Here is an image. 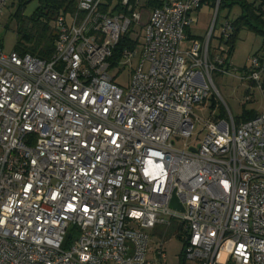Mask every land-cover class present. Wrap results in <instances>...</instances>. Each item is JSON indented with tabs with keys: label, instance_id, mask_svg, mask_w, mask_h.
<instances>
[{
	"label": "built area",
	"instance_id": "1",
	"mask_svg": "<svg viewBox=\"0 0 264 264\" xmlns=\"http://www.w3.org/2000/svg\"><path fill=\"white\" fill-rule=\"evenodd\" d=\"M117 1L77 0L58 16L49 59L0 47V264H152L151 235L174 226L183 264H264V112L228 114L204 124L198 147L175 148L194 136L213 74L233 68L225 45L210 53L220 0L205 40L187 36L202 0ZM138 28L121 87L110 60ZM242 72L262 87L264 54Z\"/></svg>",
	"mask_w": 264,
	"mask_h": 264
},
{
	"label": "rangeland",
	"instance_id": "2",
	"mask_svg": "<svg viewBox=\"0 0 264 264\" xmlns=\"http://www.w3.org/2000/svg\"><path fill=\"white\" fill-rule=\"evenodd\" d=\"M147 0H140V6L145 8ZM19 5V0H0V45L5 53H11L15 50L17 37V22L12 17ZM38 1L29 2L22 14L24 17H30L38 7ZM215 8L202 6L198 12L194 13L195 23L191 24L187 34L190 36L205 40L215 21ZM241 14V9L236 6L231 11L221 9L218 15L214 34L210 43L211 55L222 45L219 41L221 34V26L225 22H233ZM146 21V14L143 17V23ZM142 28H138L141 33ZM132 40L138 38L136 33H131ZM199 40V39H198ZM141 45L142 36H139ZM188 42L181 47L182 50L188 48ZM139 47V45L137 46ZM221 46L220 48H223ZM264 54V39L257 36L254 31L243 28L237 35L235 41L234 52L231 56V64L234 66L232 70L225 74L215 73L212 76L215 89L212 94L217 99L214 108H211V101L208 99L203 104L193 106V113L197 120L194 136L190 139H181L176 141L175 148L177 150H188L189 148L198 147L207 132L204 124L213 123L215 120L229 121L230 114L235 121L244 117L245 114L264 112V86L259 87L253 85L248 80H241L244 76L243 69L249 65V59L253 55ZM137 60H133L131 67L122 70L114 68L110 70V75L114 78L115 83L121 87H125L131 77V68H135ZM149 68L145 65V71ZM224 109V113L221 111ZM217 120V121H218ZM157 232L161 235L152 234L150 240V250L148 253V261L152 264H181L182 242L178 238L179 231L176 226L169 229V233L163 238L164 228H158ZM163 245L165 257L160 260L156 256V249Z\"/></svg>",
	"mask_w": 264,
	"mask_h": 264
},
{
	"label": "trees",
	"instance_id": "3",
	"mask_svg": "<svg viewBox=\"0 0 264 264\" xmlns=\"http://www.w3.org/2000/svg\"><path fill=\"white\" fill-rule=\"evenodd\" d=\"M31 1L34 0H19L18 8L12 15L17 22V37L14 51L18 52L21 56L30 55L38 59H49L54 51L57 37L55 33V21L58 16L73 12L76 8L77 0H36L39 4L38 7L30 17L26 18L23 16L22 12L25 6ZM112 1L113 0H108L109 5L112 4ZM121 1L122 0H118L115 2V10L122 11L120 7ZM216 1L217 0H202V4L203 6L215 8ZM162 2L163 0H147L145 8L148 10L158 8L162 5ZM236 6L241 9V14L236 20L230 23L231 34L228 40H224L221 37L219 38L221 44L225 45L227 48L224 57L225 66L228 69L231 56L234 52L235 41L240 30L248 28L254 31L257 36L264 39V2L257 6L254 0H220L216 23L221 9L231 11ZM136 34L138 38L135 40L131 39V34L121 37L110 60L111 69H122L121 67H117L121 60L122 52L125 49L133 50L139 45L140 33L137 32ZM209 100L211 101V108H214L217 103L214 96H211ZM221 109V113L223 114L224 109ZM256 116V113L245 114L244 117L236 122H246ZM181 261V264H183V260Z\"/></svg>",
	"mask_w": 264,
	"mask_h": 264
},
{
	"label": "water",
	"instance_id": "4",
	"mask_svg": "<svg viewBox=\"0 0 264 264\" xmlns=\"http://www.w3.org/2000/svg\"><path fill=\"white\" fill-rule=\"evenodd\" d=\"M191 151H193V150L191 149ZM170 208L178 209L181 212L183 211L182 207L177 203L175 198H173L172 201L170 202Z\"/></svg>",
	"mask_w": 264,
	"mask_h": 264
},
{
	"label": "crops",
	"instance_id": "5",
	"mask_svg": "<svg viewBox=\"0 0 264 264\" xmlns=\"http://www.w3.org/2000/svg\"><path fill=\"white\" fill-rule=\"evenodd\" d=\"M255 2H256V5L258 6L259 4H261L262 2H264V0H254ZM198 12V11H197ZM194 15V14H193ZM192 15V18L194 19V21L196 22V20H195V18H194V16ZM194 22V23H195ZM188 38L191 40V39H196V40H200L201 38H196V37H192V36H190V34H189V32H188ZM231 63V62H230ZM234 67V66H233Z\"/></svg>",
	"mask_w": 264,
	"mask_h": 264
}]
</instances>
